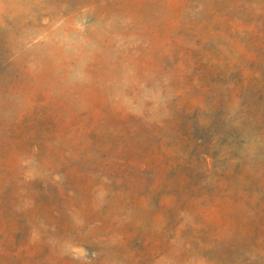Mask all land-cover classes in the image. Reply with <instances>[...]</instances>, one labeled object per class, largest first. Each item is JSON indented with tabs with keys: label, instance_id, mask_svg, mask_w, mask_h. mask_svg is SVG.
Returning <instances> with one entry per match:
<instances>
[{
	"label": "rangeland",
	"instance_id": "1",
	"mask_svg": "<svg viewBox=\"0 0 264 264\" xmlns=\"http://www.w3.org/2000/svg\"><path fill=\"white\" fill-rule=\"evenodd\" d=\"M0 163V264H264V0H0Z\"/></svg>",
	"mask_w": 264,
	"mask_h": 264
},
{
	"label": "trees",
	"instance_id": "2",
	"mask_svg": "<svg viewBox=\"0 0 264 264\" xmlns=\"http://www.w3.org/2000/svg\"><path fill=\"white\" fill-rule=\"evenodd\" d=\"M87 131H88L87 138H88L89 145L90 146L91 145H95V143H94L95 141L94 140H95V136H96V132H95L96 130L93 127L90 126V127L87 128ZM27 142L29 144V148L33 151L34 155L37 157L39 152L41 151V145L40 144H36L35 140H33V138H31V137L28 139ZM71 146H72L73 150L79 151V153L84 151V150H82L83 148H81L82 145L78 141L72 142ZM2 167L4 168V166L0 163V170H1ZM3 172H4L3 170L0 171V217L3 214L2 208H3V206H4L5 202H6L5 197L3 195V191L5 190L4 188L8 184V177ZM18 220H19V218H18ZM15 229L16 230L18 229L17 226H16ZM16 233H18V232H13V235L15 236ZM9 234L10 233H8V237H14L11 234L9 236Z\"/></svg>",
	"mask_w": 264,
	"mask_h": 264
}]
</instances>
